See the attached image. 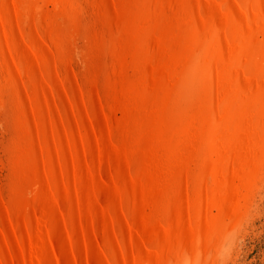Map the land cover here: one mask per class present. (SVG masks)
<instances>
[{"label":"bare ground","instance_id":"bare-ground-1","mask_svg":"<svg viewBox=\"0 0 264 264\" xmlns=\"http://www.w3.org/2000/svg\"><path fill=\"white\" fill-rule=\"evenodd\" d=\"M263 182L264 0H0V264H226Z\"/></svg>","mask_w":264,"mask_h":264},{"label":"rangeland","instance_id":"rangeland-1","mask_svg":"<svg viewBox=\"0 0 264 264\" xmlns=\"http://www.w3.org/2000/svg\"><path fill=\"white\" fill-rule=\"evenodd\" d=\"M259 192L255 196L257 200L254 199L248 218L231 239V241L234 240L233 243L230 241V244H233H229L232 249L229 247L230 254L225 255L229 258L228 260L225 259V256L223 258L225 259L224 263L227 262L226 264H264V182L261 184Z\"/></svg>","mask_w":264,"mask_h":264}]
</instances>
